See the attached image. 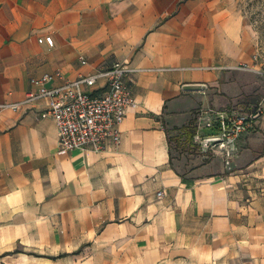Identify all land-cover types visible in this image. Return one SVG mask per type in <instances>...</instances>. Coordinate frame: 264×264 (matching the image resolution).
I'll use <instances>...</instances> for the list:
<instances>
[{"label":"crops","instance_id":"crops-1","mask_svg":"<svg viewBox=\"0 0 264 264\" xmlns=\"http://www.w3.org/2000/svg\"><path fill=\"white\" fill-rule=\"evenodd\" d=\"M255 0H0V264H264V114L234 155L170 136L264 94ZM51 35L54 46L40 43ZM261 51L262 58L253 55ZM124 61L118 144L62 150L47 87ZM108 89L100 77L84 90ZM19 103L14 109L8 105ZM182 151V152H181ZM162 195H158L159 192Z\"/></svg>","mask_w":264,"mask_h":264},{"label":"built area","instance_id":"built-area-1","mask_svg":"<svg viewBox=\"0 0 264 264\" xmlns=\"http://www.w3.org/2000/svg\"><path fill=\"white\" fill-rule=\"evenodd\" d=\"M40 43L54 46L51 35L42 36ZM253 58L260 60L261 51ZM244 69L253 70L264 76V68L253 69L248 64ZM124 61H116L112 67L95 75L65 81L60 86L47 87L46 83L54 78H62L60 71L45 74L32 79L36 89L30 90L27 102L46 97L49 106L42 113L43 117H52L58 127L59 145L62 150H74L89 147L94 151L103 150L108 143L118 144L121 139L120 125L127 110L134 105L130 89L124 78L133 72ZM100 77L107 78L108 89L100 94L84 90V86H93ZM19 103L8 105L14 109ZM264 114V94L258 104L249 111L242 109L218 110L205 108L198 112L196 132L193 141L200 150L210 156L220 152L226 159L236 151L237 140L253 127L256 119ZM158 195H162L160 191Z\"/></svg>","mask_w":264,"mask_h":264},{"label":"trees","instance_id":"trees-1","mask_svg":"<svg viewBox=\"0 0 264 264\" xmlns=\"http://www.w3.org/2000/svg\"><path fill=\"white\" fill-rule=\"evenodd\" d=\"M196 120V117H194L188 124L181 127H175L174 130H176L177 133L170 136V141H174L176 147L180 148L182 151L185 150L186 152H189L190 148L200 150L199 146L193 141L196 132Z\"/></svg>","mask_w":264,"mask_h":264},{"label":"rangeland","instance_id":"rangeland-1","mask_svg":"<svg viewBox=\"0 0 264 264\" xmlns=\"http://www.w3.org/2000/svg\"><path fill=\"white\" fill-rule=\"evenodd\" d=\"M255 2L257 3V5L259 7V9H258L259 13L261 15H263L262 16L263 17L262 18V23L264 25V0H255ZM189 152L191 154H193L194 156H199V154L201 153V151L199 149H193V148H190Z\"/></svg>","mask_w":264,"mask_h":264}]
</instances>
